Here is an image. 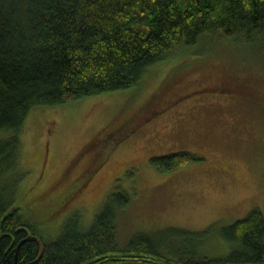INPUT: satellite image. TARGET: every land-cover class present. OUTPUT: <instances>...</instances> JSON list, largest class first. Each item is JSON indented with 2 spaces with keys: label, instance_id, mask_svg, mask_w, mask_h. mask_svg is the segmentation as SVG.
Returning <instances> with one entry per match:
<instances>
[{
  "label": "rangeland",
  "instance_id": "obj_1",
  "mask_svg": "<svg viewBox=\"0 0 264 264\" xmlns=\"http://www.w3.org/2000/svg\"><path fill=\"white\" fill-rule=\"evenodd\" d=\"M201 44L151 66L130 88L29 111L7 181L17 183L12 206L44 241L73 215L86 232L109 200L123 203L121 246L138 233L171 236V227L182 230L172 243L200 259L229 247L215 235L221 226L252 209L264 217V43H220L207 54ZM11 134L0 130V139ZM179 151L200 160L170 172L150 164Z\"/></svg>",
  "mask_w": 264,
  "mask_h": 264
},
{
  "label": "trees",
  "instance_id": "obj_2",
  "mask_svg": "<svg viewBox=\"0 0 264 264\" xmlns=\"http://www.w3.org/2000/svg\"><path fill=\"white\" fill-rule=\"evenodd\" d=\"M198 40L206 54L220 43L228 49L264 43V0H0V130H12L0 139V264H264L259 209L217 230L227 250L195 259L190 248L172 243L182 230L171 227L165 229L171 236L138 233L121 246L115 223L120 202L108 200L86 232L71 216L49 242L12 206L17 183L7 178L33 107L130 88L148 68ZM197 160L179 151L151 157L150 164L170 172ZM199 236L192 234L197 244Z\"/></svg>",
  "mask_w": 264,
  "mask_h": 264
},
{
  "label": "water",
  "instance_id": "obj_3",
  "mask_svg": "<svg viewBox=\"0 0 264 264\" xmlns=\"http://www.w3.org/2000/svg\"><path fill=\"white\" fill-rule=\"evenodd\" d=\"M22 242H23V240H22L21 242H19V244L22 243ZM37 242H38L39 249H40V254H41V252H42V243H41L40 240H38ZM19 244H18V245H19Z\"/></svg>",
  "mask_w": 264,
  "mask_h": 264
}]
</instances>
